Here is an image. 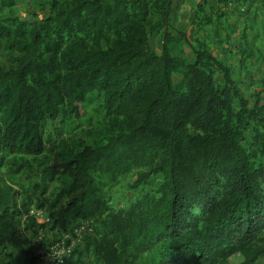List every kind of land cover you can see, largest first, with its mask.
<instances>
[{
    "label": "trees",
    "instance_id": "obj_1",
    "mask_svg": "<svg viewBox=\"0 0 264 264\" xmlns=\"http://www.w3.org/2000/svg\"><path fill=\"white\" fill-rule=\"evenodd\" d=\"M234 1L247 0H199L191 23L197 31L219 25ZM173 8L174 0H51L43 18H0L9 62L0 65V153L54 152L47 180L59 183L63 203L53 232L90 220L85 249L100 264H229L237 252L243 259L234 264H256L264 256V130L255 126L248 140L245 130L264 120V105H249L205 41L197 39L193 60L173 54L186 37L173 29ZM159 32L161 52L151 44ZM95 93L106 111L102 139L48 147L43 121L84 114ZM134 171V186L156 174L163 181L114 207L110 191ZM10 200L0 187V246L34 263L29 243L43 225L31 197L19 207Z\"/></svg>",
    "mask_w": 264,
    "mask_h": 264
},
{
    "label": "rangeland",
    "instance_id": "obj_2",
    "mask_svg": "<svg viewBox=\"0 0 264 264\" xmlns=\"http://www.w3.org/2000/svg\"><path fill=\"white\" fill-rule=\"evenodd\" d=\"M12 1V4H7L0 0V18L9 16L40 19L51 11V0ZM198 1L174 0L172 26L175 31L177 29L185 31L186 37L178 34L181 41L171 46L173 54L193 60V47L196 46L197 39L205 41L209 49L231 68L233 78L249 105H256L260 98L259 105H264V4L262 0H247L241 5H237L234 1L228 10L229 13L222 18L219 25L210 24L200 31H197L196 26L191 23ZM251 1L252 4L248 7ZM162 42V32L152 36L151 44L157 52H161ZM7 55L8 51L1 45L0 65L9 63ZM179 78L180 75L175 74V81ZM216 78L219 82L223 81L220 71L217 72ZM83 110L86 112L81 115L63 111L58 117L43 121L42 133L48 147L58 139H66L74 145H81L83 142L95 144L102 139L105 134L106 111L100 94H91ZM255 126L264 130V120H258V122L250 120L245 130L247 140L252 138ZM54 159V152L49 149L36 157L6 151L0 153L2 193H8L11 196L10 201L15 203L14 207H19L27 196L31 197L33 200L30 206L31 213L35 214L37 219L39 218L37 221L43 225L36 232L38 233L36 236L40 234L49 239L55 238L56 235L60 236L53 232V225L58 209L63 203L57 202L59 183L56 180H47V168ZM136 178V171L131 172L110 191L111 203L114 207L128 205L145 191H156L163 181V176L156 174L149 180L134 186ZM51 202L57 203L54 208L50 206ZM76 224V220H72L70 230ZM88 237V233H85L75 240L76 253L67 264H100L95 254L85 249ZM242 259L243 255L237 252L230 257L229 264L238 263ZM0 260L3 264H33L23 251L10 246H0ZM256 264H264V256H261Z\"/></svg>",
    "mask_w": 264,
    "mask_h": 264
},
{
    "label": "built area",
    "instance_id": "obj_3",
    "mask_svg": "<svg viewBox=\"0 0 264 264\" xmlns=\"http://www.w3.org/2000/svg\"><path fill=\"white\" fill-rule=\"evenodd\" d=\"M90 232H93L91 221L83 220L78 222L72 230L61 233L60 236L56 235L52 239L40 234V236L32 237L29 248L31 256L35 258L33 264H64L72 257L75 240L82 234Z\"/></svg>",
    "mask_w": 264,
    "mask_h": 264
}]
</instances>
